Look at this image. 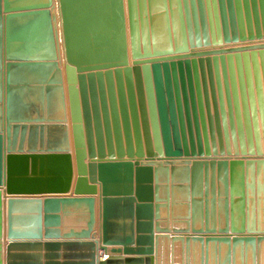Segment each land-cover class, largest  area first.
I'll use <instances>...</instances> for the list:
<instances>
[{"label": "water", "instance_id": "1", "mask_svg": "<svg viewBox=\"0 0 264 264\" xmlns=\"http://www.w3.org/2000/svg\"><path fill=\"white\" fill-rule=\"evenodd\" d=\"M0 264H264V0H0Z\"/></svg>", "mask_w": 264, "mask_h": 264}]
</instances>
